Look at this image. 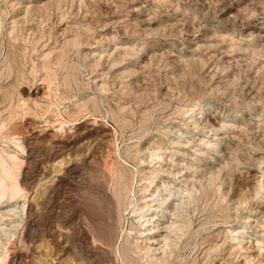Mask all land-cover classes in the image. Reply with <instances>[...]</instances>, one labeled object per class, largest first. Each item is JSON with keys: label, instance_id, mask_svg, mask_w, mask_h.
I'll return each mask as SVG.
<instances>
[{"label": "rangeland", "instance_id": "374dc122", "mask_svg": "<svg viewBox=\"0 0 264 264\" xmlns=\"http://www.w3.org/2000/svg\"><path fill=\"white\" fill-rule=\"evenodd\" d=\"M0 134L24 189L3 207L0 254L18 264H147L145 245L155 264H264V0H0ZM124 183L154 200L143 226L128 196L119 221ZM192 184L195 199L175 194ZM90 220L118 222L119 247Z\"/></svg>", "mask_w": 264, "mask_h": 264}, {"label": "bare ground", "instance_id": "6f19581e", "mask_svg": "<svg viewBox=\"0 0 264 264\" xmlns=\"http://www.w3.org/2000/svg\"><path fill=\"white\" fill-rule=\"evenodd\" d=\"M51 51V50H50ZM49 54V53H48ZM58 60V59H57ZM5 90V89H4ZM3 96V95H2ZM45 98V97H44ZM1 102H3V101H1ZM62 117V116H61ZM60 118V117H59ZM88 118V117H87ZM48 119V118H47ZM61 119V118H60ZM70 119V118H69ZM38 120V119H37ZM95 120V119H94ZM47 122H48V120H47ZM57 122H60V121H57ZM62 122H63V120H62ZM56 123V122H55ZM78 123V122H77ZM90 123V122H89ZM88 123V124H89ZM62 124V123H61ZM74 124V123H73ZM81 124V123H80ZM11 125V124H10ZM39 125V124H38ZM49 125V124H48ZM65 125V124H64ZM63 125V126H64ZM68 125V124H67ZM56 126V125H55ZM17 127V126H16ZM60 127V126H59ZM104 127V126H103ZM47 128V127H46ZM54 128V127H53ZM99 128V127H98ZM62 130H63V128H61ZM68 129V128H67ZM92 129V128H91ZM73 130V129H72ZM95 130V129H94ZM103 130H104V128H103ZM34 131V130H33ZM57 131V130H56ZM64 131V130H63ZM62 131V132H63ZM71 131V130H70ZM89 131V130H88ZM91 131V130H90ZM43 132V131H42ZM39 133V134H43V133ZM65 133H66V130L64 131ZM75 132V131H74ZM78 132V131H77ZM30 133V132H29ZM28 133V134H29ZM70 133V132H69ZM90 133V132H89ZM107 133V132H106ZM56 134V133H55ZM59 134V133H58ZM64 134V133H63ZM72 134V133H71ZM1 135V134H0ZM29 135H31V134H29ZM32 135H33V132H32ZM54 135V134H53ZM53 135H52V137H53ZM83 135H85V134H83ZM101 135V134H100ZM34 136V135H33ZM50 136V135H49ZM65 136V135H64ZM76 136V135H75ZM79 136V135H78ZM62 137V136H61ZM106 137H107V135H101V137L100 138H102L104 141H105V139H106ZM45 138V137H44ZM63 138V137H62ZM62 138H61V141H62ZM76 138V137H75ZM80 138H81V135H80ZM27 139V138H26ZM77 139V138H76ZM56 140V139H55ZM64 140V139H63ZM75 140V139H74ZM98 140H101V139H98ZM102 140V141H103ZM23 141V140H22ZM79 141V140H78ZM101 141V142H102ZM26 142H28L29 143V141L27 140ZM77 142V141H76ZM21 143V142H20ZM25 143V142H24ZM48 143V142H47ZM30 144V143H29ZM111 144V143H110ZM107 145V144H106ZM26 146V145H25ZM24 146V147H25ZM57 145L56 144H54V148L56 147ZM72 146V145H71ZM23 147V148H24ZM77 147V146H76ZM64 148H68L70 151H72L73 149H71V148H69V146L68 145H65L64 146ZM25 150H26V147L24 148ZM23 149V150H24ZM60 149V148H59ZM101 149V148H100ZM45 150V149H44ZM80 150V149H79ZM99 150V149H98ZM26 152V151H25ZM80 152V151H79ZM78 152V153H79ZM99 152V151H98ZM109 152V151H108ZM1 153V152H0ZM92 153V152H91ZM85 154V153H84ZM90 154V153H89ZM100 154V153H99ZM13 155V154H12ZM111 155V154H110ZM46 156V155H45ZM63 156V155H62ZM69 156V155H68ZM94 156V155H93ZM14 156H10V158H13ZM15 157H18V156H16V154H15ZM24 157V156H23ZM81 157V156H80ZM79 157V158H80ZM108 157V156H107ZM19 158V157H18ZM63 158V157H62ZM82 158V157H81ZM110 158V157H109ZM64 159V158H63ZM62 159V160H63ZM87 159V158H86ZM100 159H101V157H100ZM13 160V159H12ZM20 160V159H19ZM19 160H18V162H19ZM43 160V159H42ZM65 160V159H64ZM89 160V159H88ZM91 160V159H90ZM104 160V159H103ZM41 161V160H40ZM9 161L7 160V158L5 157V156H0V226L2 225V224H4V222L2 221L3 220V218H4V216H6L7 217V215H8V213L9 212H15L14 210L16 209V208H6V209H3V207L4 206H9L10 205V203L12 202V201H14V200H16L20 195H21V193L23 192V187H22V185H20L19 184V179L17 178V177H15V176H13V174H12V172H11V168L13 167H11L10 168V166H9V163H8ZM21 162V161H20ZM64 162V161H63ZM71 162V161H70ZM80 162V161H79ZM25 163V162H24ZM51 163V162H50ZM76 163V162H75ZM95 163V162H94ZM97 163H99V162H97ZM144 163H145V161H144ZM20 164V163H19ZM53 164V163H52ZM71 164V163H70ZM82 164V163H81ZM101 164V163H100ZM105 164H107V163H105ZM13 165H15V164H13ZM18 165V164H17ZM31 165V164H30ZM42 165V164H41ZM46 165V164H45ZM49 165V164H48ZM98 165V164H97ZM20 167H21V165H19ZM52 166V165H51ZM58 166H59V164H58ZM69 166V163H68V165H67V167ZM106 166V165H105ZM41 167V166H40ZM92 167V166H91ZM101 167V166H100ZM100 167H97V168H99V170H100ZM53 169H55L54 167H52ZM51 168V169H52ZM94 168H95V166H94ZM102 168H104V167H102ZM101 168V171H102V178L107 182L108 180H110L109 178H108V176H110V175H108V171H106V170H108V168H106V169H102ZM16 169V168H15ZM49 169H50V167H49ZM19 170V169H18ZM27 170V169H26ZM63 170V169H62ZM13 171H14V169H13ZM21 171V170H20ZM52 171V170H51ZM64 171V170H63ZM68 171H69V173H73L74 171H75V168H71V167H69L68 168ZM24 172V171H23ZM108 172V173H107ZM15 173V172H14ZM59 173V172H58ZM16 174H18V173H16ZM57 174V173H56ZM80 174V173H79ZM114 174V173H113ZM119 174V173H118ZM117 174V175H118ZM21 175V174H20ZM54 175V174H53ZM231 175V174H230ZM57 176H59V174L57 175ZM69 176V175H68ZM71 176V175H70ZM75 176H77V175H75ZM60 177V176H59ZM87 177H89V176H87ZM121 177H123L122 175H121ZM153 176H151V178H152ZM112 178V177H111ZM33 179V178H32ZM44 179V178H43ZM55 179V178H54ZM150 179V178H149ZM148 179V182L149 181H152V180H149ZM56 180V179H55ZM92 180V179H91ZM112 180V179H111ZM143 180V179H142ZM41 181V180H40ZM115 184L116 185H119L120 186V181H118V178H115ZM29 182V181H28ZM122 182V181H121ZM141 182V181H140ZM153 182H154V180H153ZM53 183H54V180H53ZM58 183V182H57ZM96 183V182H95ZM109 183V182H108ZM108 183H106V184H108ZM128 183V182H127ZM202 183H203V181H202ZM56 184V183H55ZM145 184V183H144ZM194 184H195V182H194ZM194 184H192L191 185V188H180V190L179 191H176L175 192V194L176 195H185V194H187L191 199H195V197H196V195H195V192H196V184L194 185ZM57 185V184H56ZM67 185V184H66ZM97 185V184H96ZM150 185V184H149ZM149 185H145V186H142L143 188V190H145V191H149L150 189H149ZM64 186V185H63ZM94 186V185H93ZM105 186V185H104ZM117 187V189L115 188V191L113 192L114 193V196H115V198H116V200H117V203H118V209H119V211H121V213H120V215H118L119 216V221L122 219V218H124V216H123V213H125L124 211H127L128 210V208L126 207L124 210L122 209V204H121V200H123L124 198H126L127 196H126V193L124 192V190H125V187H126V184L124 183V185L122 186V187ZM59 187V186H58ZM97 187V186H96ZM95 187V188H96ZM102 187V186H101ZM108 187V186H107ZM113 187V186H112ZM30 188V187H29ZM93 188V187H92ZM28 189V188H27ZM56 189H58V188H56ZM99 189V188H98ZM97 189V190H98ZM109 189H110V187H109ZM167 189V188H166ZM201 189V188H200ZM90 190V189H89ZM142 190V191H143ZM171 189H169V191H170ZM64 191V190H63ZM95 191V190H94ZM105 191H106V189H105ZM144 191V192H145ZM157 191V190H156ZM230 191V190H229ZM51 192V191H50ZM56 192V190L54 189L53 190V193H55ZM99 192V191H98ZM131 192V191H130ZM135 192H138V191H135ZM140 192V191H139ZM138 192V193H139ZM152 192V191H151ZM171 192V191H170ZM99 193H101V192H99ZM107 194H108V192H106ZM129 193V192H128ZM127 193V194H128ZM133 192H131L130 194H132ZM52 194V193H51ZM67 194V193H66ZM103 194V193H102ZM134 194V193H133ZM151 194V193H150ZM59 195V194H58ZM108 195H110V194H108ZM137 195V194H136ZM136 195H132V197L133 196H136ZM152 195H155V192H153L150 196H152ZM24 196V195H23ZM126 196V197H125ZM145 196V195H144ZM143 196V199L144 198H146V197H144ZM44 197H45V195H44ZM62 197V196H61ZM102 197V196H101ZM142 197V196H141ZM153 197V196H152ZM48 198V197H47ZM52 198V197H51ZM59 198V197H58ZM65 198V197H64ZM69 198V197H68ZM127 198H129V199H127V201H129L128 202V205H133L134 206V208L131 210V211H129V214L130 213H132V214H136V216L135 217H138V222L140 223V225L141 226H143L144 224V222H148V221H150V219L149 220H145L144 222H142V219L144 218V217H147L148 216V214H145V212L147 211V210H149L150 209V206L152 205H150V202H152V201H154V200H145V205H143V204H141V205H139V204H134V198H136V197H134V198H131V197H127ZM181 199H183V197H180ZM41 200H43V199H41ZM48 200V199H47ZM69 200V199H68ZM67 200V201H68ZM108 200V199H107ZM136 200H138V199H136ZM141 200V199H140ZM139 200V201H140ZM166 200V199H165ZM46 201V200H45ZM49 201V200H48ZM51 201V200H50ZM59 201V200H58ZM57 201V202H58ZM61 201H62V199H61ZM60 201V202H61ZM64 201V200H63ZM66 201V202H67ZM138 201V202H139ZM107 202V201H106ZM123 202V201H122ZM137 202V201H136ZM190 202V201H189ZM15 203V202H14ZM17 203V202H16ZM15 203V204H16ZM65 203V202H64ZM86 203H87V201H86ZM182 203H185L186 204V201L185 200H182ZM239 203V202H238ZM49 204V203H48ZM52 204V203H51ZM109 204V203H108ZM115 204V203H114ZM181 204V202H179L178 204H176V205H180ZM237 204V203H236ZM14 205V204H13ZM25 205V204H24ZM24 205H23V208H24ZM47 205V204H46ZM60 205V204H59ZM111 205V204H110ZM28 206V205H27ZM53 206V205H52ZM127 206V205H126ZM15 207V206H14ZM30 207V206H29ZM56 207V206H55ZM62 207V206H61ZM65 207V206H64ZM88 207V206H87ZM157 207H160V206H157ZM2 208V209H1ZM22 208V207H21ZM27 208V207H26ZM25 208V209H26ZM40 209V208H39ZM47 209V208H46ZM53 209V208H52ZM60 209V208H59ZM62 209H64L63 207H62ZM112 209H114V208H112ZM117 209V210H118ZM165 209H167V208H165ZM43 210V209H42ZM107 210V209H106ZM115 210V209H114ZM23 211V210H22ZM59 211V210H58ZM118 211V212H119ZM174 215H176V214H178V217H180V212H182L181 210H180V208L179 207H175V208H173L172 210H170ZM25 212V211H24ZM23 212V213H24ZM52 212V211H51ZM50 212V213H51ZM63 212V211H62ZM83 212V211H82ZM89 212V211H88ZM117 212V213H118ZM39 213V212H38ZM38 213L36 212V214H37V216L39 217L40 215H38ZM49 213V214H50ZM64 213H65V211H64ZM63 213V214H64ZM18 214V213H17ZM33 214L35 215V212H33ZM56 213L54 212V215H55ZM98 214V213H97ZM67 215V214H66ZM92 215V214H91ZM90 215V216H91ZM157 215V214H156ZM166 214H163V216H165ZM12 216V215H11ZM17 216V215H16ZM58 216V215H57ZM60 216V215H59ZM85 216V215H84ZM109 216V215H108ZM9 217V216H8ZM72 217V216H71ZM93 217V216H92ZM95 217V216H94ZM116 217H117V215H116ZM155 217V216H154ZM44 218V217H43ZM86 218V217H85ZM118 218V217H117ZM181 218V217H180ZM35 219V218H34ZM73 219V218H72ZM76 219V218H75ZM92 219V218H91ZM98 219H99V217H98ZM207 219V218H206ZM5 220V219H4ZM57 220V219H56ZM65 220V219H64ZM74 220V219H73ZM77 220H78V218H77ZM86 220V219H85ZM88 220V219H87ZM93 220H95L94 218H93ZM101 220V219H100ZM100 220H98V221H100ZM103 220V219H102ZM124 220V219H123ZM180 220V219H179ZM191 220V219H190ZM188 221L187 223H189V225H186V226H190L191 227V225L190 224H192L191 222H192V220L191 221ZM16 221V220H15ZM43 221V220H42ZM48 221V220H47ZM81 221H82V219H81ZM97 221V222H98ZM117 221V220H116ZM180 221H182V223H183V218H181V220ZM1 222H3V223H1ZM59 222V221H58ZM78 222V221H77ZM90 222H91V220H90ZM93 222V221H92ZM91 222V223H92ZM96 222V223H97ZM103 222V221H102ZM210 222V221H209ZM212 222V221H211ZM7 223V222H6ZM73 223V221L71 222V224ZM85 223H87V222H85ZM90 223V225H92ZM94 223L93 222V225L92 226H88V227H86L88 230L90 229V227L92 228V231H93V234H94V239H95V241L94 242H96V243H98L99 244V246L101 245L103 248L104 247H106L107 248V246H108V248L109 247H115V242H114V235L113 234H115L116 233V229L118 228L117 226H119L118 225V222H116V224H115V226H112V228H110L109 229V231L108 232H106V231H104V230H102V227H100L98 224H100V223ZM185 223V222H184ZM16 224V223H15ZM25 224V223H24ZM51 224V223H50ZM107 224H109L108 222H107ZM86 225V224H85ZM101 225V224H100ZM112 225V224H111ZM25 226V225H24ZM52 226V225H51ZM63 226V225H62ZM70 226H72V225H70ZM76 226H78V225H76ZM217 226V225H216ZM6 226H5V224H4V226H1L0 227V229H1V231H3V234L4 233H6L7 234V232L8 231H6V228H5ZM54 228V227H53ZM69 228V227H68ZM74 228V227H73ZM82 228V227H81ZM170 232H176V234H178V233H185L186 232V230L188 229V227H184V225H176V222H174V221H171V223H170V225L169 226H167L166 227ZM17 229V228H16ZM21 229H22V227H21ZM25 229V228H24ZM49 229V228H48ZM51 229V228H50ZM55 229H56V227H55ZM58 229H60L59 227H58ZM78 230V229H77ZM120 230V229H119ZM61 231V230H60ZM87 231V230H86ZM92 231H88V233L89 232H92ZM50 232H52V231H50ZM11 235H12V232L10 231L9 232ZM53 233V232H52ZM60 233V232H59ZM74 233V232H73ZM87 233V234H88ZM118 233V232H117ZM140 233V232H139ZM2 234V235H3ZM24 234V233H23ZM58 234V233H57ZM67 234V233H66ZM9 235V234H8ZM7 235V236H8ZM21 235H22V233H21ZM71 235V234H70ZM70 235H68V236H70ZM91 235V234H90ZM119 235V234H118ZM127 236H125V238L127 239L129 236H128V234H126ZM25 236V235H24ZM88 236V235H87ZM2 237V236H1ZM16 237V236H15ZM18 237V236H17ZM83 237V236H82ZM240 237H245V236H240ZM8 238V237H7ZM6 238V240L8 241V239ZM51 238V237H50ZM53 238H54V235H53ZM121 238V237H120ZM1 239V238H0ZM15 240L17 239L18 240V238H14ZM19 239H20V237H19ZM60 239V238H59ZM93 239V238H92ZM117 239H118V237H117ZM151 239H154V238H151ZM26 239L24 238V241H25ZM176 239H172V238H170L169 236H164V238H163V246L161 247L162 249H163V255L165 256V255H167V253L168 252H170L171 251V248H172V246L173 245H175L176 244V241H175ZM23 241V242H24ZM54 241H57L56 239H54ZM13 242H16V241H13ZM20 242V241H19ZM22 242V243H23ZM154 242V241H153ZM153 242L151 243V244H153ZM21 243V242H20ZM27 243H28V241H27ZM65 243V242H64ZM81 243V242H80ZM116 243H118L117 242V240H116ZM239 243H240V240H239ZM2 244V243H1ZM1 244H0V247H1ZM24 244H26V243H24ZM56 244H57V242H56ZM62 244V243H61ZM68 244H70V243H68ZM241 244V243H240ZM55 245V244H54ZM66 245H67V243H66ZM65 245V246H66ZM118 245V244H117ZM116 245V246H117ZM8 246V245H7ZM6 246V247H7ZM57 246H59L58 244H57ZM56 246V247H57ZM6 247H5V249H6ZM61 247V246H60ZM76 247V246H75ZM117 247H119V246H117ZM116 247V248H117ZM55 248V247H54ZM63 248H64V245H63ZM62 248V249H63ZM99 248V247H98ZM145 248H146V250H145V252L143 253V254H145L144 256H143V258L142 259H144L145 260V262L147 263V264H155L156 263V261H158V262H161L162 263V258L161 257H159V258H155V256H156V254H150V251H153V252H156L157 250H159L160 248H151V246H147V245H145ZM62 249L61 248H56V251H55V249H54V251H55V254L57 255V256H59V254H60V252L62 251ZM110 249V248H109ZM111 249H113V248H111ZM110 249V250H111ZM106 250V249H105ZM72 251V250H71ZM118 251V250H117ZM142 251V250H141ZM144 251V250H143ZM62 252H64V250L62 251ZM84 252V251H83ZM138 252L140 253V250H138ZM3 253V252H2ZM5 253V252H4ZM8 253H10V252H8ZM13 253H16V252H13ZM81 254H82V252H81ZM8 255V254H7ZM14 255V254H13ZM17 255V254H16ZM23 255V254H22ZM61 255V254H60ZM80 255V254H79ZM78 255V256H79ZM21 256V255H20ZM19 256V257H20ZM60 257V256H59ZM59 257H56L54 260H53V264H65L64 262H61L60 260H59ZM81 257H82V255H81ZM81 257H79V258H81ZM90 257V256H89ZM88 257V258H89ZM95 257V256H94ZM214 257V256H213ZM21 258V257H20ZM17 259H19V258H16L15 257V255L14 256H5V255H1L0 254V264H18V261H17ZM26 259V258H25ZM44 259V258H43ZM98 259V258H97ZM21 260V259H20ZM19 260V261H20ZM23 261V260H22ZM25 261L26 260H24V263H25ZM38 261V260H37ZM36 261V262H37ZM43 261V260H42ZM93 261V260H92ZM47 261H45V263H46ZM72 262V261H71ZM82 262V261H81ZM90 262V261H89ZM93 262H95V260L93 261ZM31 263H32V261H31ZM43 263V262H42ZM48 263V262H47ZM50 263V262H49ZM48 263V264H49ZM27 264V263H26ZM51 264V263H50ZM76 264V263H75Z\"/></svg>", "mask_w": 264, "mask_h": 264}]
</instances>
